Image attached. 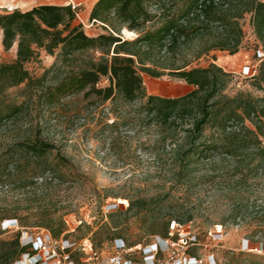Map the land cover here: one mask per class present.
Listing matches in <instances>:
<instances>
[{
  "label": "trees",
  "instance_id": "obj_1",
  "mask_svg": "<svg viewBox=\"0 0 264 264\" xmlns=\"http://www.w3.org/2000/svg\"><path fill=\"white\" fill-rule=\"evenodd\" d=\"M78 11L71 5L43 2L0 13L5 50L17 46L16 57L0 63V93L24 83L26 90L38 89L34 93L45 106L79 94L88 112L100 107L106 118L115 115L105 123L107 127L136 124L155 129L156 143L161 155L171 159L168 171L177 185H187L198 175L212 183L227 175L235 189L250 190L264 178V56L257 55L258 49L264 55V0H97L90 20L100 22L108 32L93 36L86 33ZM246 18L257 39L254 55L260 60L250 78L262 95L244 90L230 94L227 87L235 73L219 65L215 55L207 66L192 65L213 50L238 53L246 36ZM125 27L137 36L124 38L119 30ZM41 50L57 54L59 67L50 83L45 76L55 67L39 77L28 68ZM142 72L155 78H179L192 89L175 97L148 93ZM26 111L24 102L6 103L0 98V124ZM10 152L18 155L16 168L26 169L28 176L22 180L33 184L38 183L35 176L44 177L41 185L64 178L62 169L72 167L59 145L41 136L15 141ZM156 201L155 197L130 198L126 212L146 218L148 207ZM56 212L38 213L39 225L57 239L66 229ZM259 217L257 223L264 224V213ZM192 218L172 214L164 218L155 261L161 258L159 252L175 223ZM28 248L31 245L22 243L21 231L10 239L1 237L0 264L17 263Z\"/></svg>",
  "mask_w": 264,
  "mask_h": 264
},
{
  "label": "rangeland",
  "instance_id": "obj_2",
  "mask_svg": "<svg viewBox=\"0 0 264 264\" xmlns=\"http://www.w3.org/2000/svg\"><path fill=\"white\" fill-rule=\"evenodd\" d=\"M43 1L69 0H28L27 4L16 0L20 3L13 8L7 0H0V13L15 8L26 10L32 3ZM93 1H74L78 4V19L91 36L108 32L100 22L90 20ZM244 23L246 36L237 55L213 50L194 59L192 65L207 66L215 55L219 65L235 73L227 87L230 94L244 90L262 95L263 91L254 87L253 78L242 72L245 66L255 67L260 61L254 55L257 39L248 18ZM119 32L124 38L137 36L136 31ZM2 38L0 29V63L10 62L16 57L17 46L15 43L12 49L5 50ZM191 53L192 50L188 51V57ZM56 58L57 54L41 50L39 57L29 61L28 68L39 77L47 68L55 67L45 76V82L50 83L59 67L55 66ZM141 75L151 94L175 97L192 89V85L176 77L155 78L145 72ZM36 90H26L23 83L0 93L6 103L24 102L27 110L19 118L0 124V238L10 239L18 231L22 243L30 236L41 237L52 241L50 246L57 254L69 248V254L79 263L89 260L90 246L99 254V260L107 263L116 254L132 260V264H187L192 258H197L196 264L264 262V224H258L264 213V178L251 185L250 190L235 189L227 175L217 177L216 183L198 175L187 185H177L168 171L171 159L161 155L162 148L156 143L155 129H143L136 124L107 127L105 123H111L115 115L106 118L107 112L100 107L95 113L88 112L82 106L81 95L45 106L36 97ZM31 136H41L59 145L61 153L72 162V167L62 169L66 177L53 182L48 179L46 185H41V176L34 177L37 184L22 180L28 174L24 166L16 168L18 155L13 156L10 150L15 141ZM235 191L241 193L235 196ZM136 197L158 200V204L148 207L146 218L134 215V211L126 212L129 199ZM41 210L57 211L56 215L62 217L66 230L59 238L51 235L52 240L48 239L51 233L39 225ZM171 214L181 218L192 216L193 220L175 223L164 242L168 246L163 244L159 252L161 258L151 263L157 253V234L163 233L164 218ZM6 220L16 222L7 224ZM28 250L30 256L23 253L21 261L14 264H33L34 255L45 257L40 248Z\"/></svg>",
  "mask_w": 264,
  "mask_h": 264
},
{
  "label": "built area",
  "instance_id": "obj_3",
  "mask_svg": "<svg viewBox=\"0 0 264 264\" xmlns=\"http://www.w3.org/2000/svg\"><path fill=\"white\" fill-rule=\"evenodd\" d=\"M67 5H71L73 8L78 7V4L75 3L73 0H69ZM257 55L259 58H262L264 56L263 51L261 49H258ZM255 68L256 66L255 67L245 66L242 72L248 76H251L255 74ZM14 221L16 222V220H6L7 224L8 222H14ZM47 237L48 239L52 240L50 234ZM66 241L69 242L68 239ZM23 244L31 245V248L33 250L34 249L37 250L40 248L42 249L43 253L45 252V257L43 256L38 257L36 255L32 256L31 259L33 260V264H132V261L125 259L121 254H116L115 256L111 257L108 263L99 260V254H97V252H95L91 246L90 249L87 251V253L89 254V260H87V262L79 263L71 257V254H69L67 247L65 248L62 247L63 248L62 251H60V253L57 254L55 252V249H53V247L50 246L52 244V241L48 242L45 239H42L41 237L33 238L30 236L28 240L23 241ZM118 248H121V246H118ZM149 251H152V249L150 248ZM25 256L29 257L30 253H27ZM196 259L192 258L191 260H188L187 264H196L197 263ZM151 263H156L154 258L151 259Z\"/></svg>",
  "mask_w": 264,
  "mask_h": 264
},
{
  "label": "crops",
  "instance_id": "obj_4",
  "mask_svg": "<svg viewBox=\"0 0 264 264\" xmlns=\"http://www.w3.org/2000/svg\"><path fill=\"white\" fill-rule=\"evenodd\" d=\"M30 1V0H29ZM73 1H75V0H73ZM97 0H94L93 1V3H92V5L90 6V13H91V10H92V7H93V5L95 4V2H96ZM27 2H28V0H21V3L22 4H27ZM43 2H45V1H43ZM43 2H34V3H32L28 8H31V7H33V6H35V5H37V4H41V3H43ZM69 1H67V2H60V3H65V4H67ZM48 3H51V2H48ZM60 3H56V4H60ZM27 8V9H28ZM26 9V10H27ZM239 53V52H238ZM238 53H236V54H234V55H237Z\"/></svg>",
  "mask_w": 264,
  "mask_h": 264
},
{
  "label": "bare ground",
  "instance_id": "obj_5",
  "mask_svg": "<svg viewBox=\"0 0 264 264\" xmlns=\"http://www.w3.org/2000/svg\"><path fill=\"white\" fill-rule=\"evenodd\" d=\"M7 3H8V6H10V7L13 8V7H16V5H17L18 3H20V2H16V0H7ZM125 32H130V33H132L133 31L125 27V29H124V33H125Z\"/></svg>",
  "mask_w": 264,
  "mask_h": 264
}]
</instances>
